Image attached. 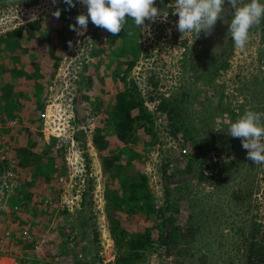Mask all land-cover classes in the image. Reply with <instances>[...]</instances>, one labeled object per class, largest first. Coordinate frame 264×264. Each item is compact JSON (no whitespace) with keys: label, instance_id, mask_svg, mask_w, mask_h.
Here are the masks:
<instances>
[{"label":"rangeland","instance_id":"374dc122","mask_svg":"<svg viewBox=\"0 0 264 264\" xmlns=\"http://www.w3.org/2000/svg\"><path fill=\"white\" fill-rule=\"evenodd\" d=\"M218 4L214 11L221 8L228 17H244L245 22L234 28L228 52L214 56L213 63V54L207 57V52L186 58L182 51L185 42L179 41L196 15L195 0H78L76 27L65 48L54 29L62 9L59 0H0V37L33 21L42 23V31L50 37L48 41L39 39L41 33L32 37L27 48L33 54L30 59L21 47L14 50L23 54L21 59L31 60L24 66L27 75L18 74L17 79L6 70L0 76V181L5 170L12 167L14 172L9 187L0 183V260L9 258L13 264H72L69 258L76 256V264H119V237L123 231L127 240L136 233L148 235L147 245L137 246L142 254L140 264H174L175 247L168 253V245L161 241V230L167 235L163 220L171 213L163 209L167 190L172 192V208L179 209L173 217L184 223L190 218L192 206L205 208L201 202L206 196L207 202L218 203L224 213L239 212L248 221L254 209L263 208L264 0H223ZM118 6L137 23V31L131 35V50L126 54L120 52L121 42H115V47L112 35L97 29L101 16L118 20ZM201 14L211 21L208 10ZM100 25L104 28L103 21ZM3 45L0 40V66L5 69L11 63L2 51ZM132 59L134 64L125 71V61ZM226 60V66L221 67ZM16 65L22 66V62L17 59ZM6 80L16 81L13 104L4 99ZM179 84L190 86V98L185 96L178 102L189 115L195 108L193 102L200 100L198 111L190 117L193 123L190 121L188 135L184 129L172 134L171 120L165 113L157 115L156 110L163 96L179 94ZM124 88H131L133 98L142 99L152 112L153 132L135 123L129 128L131 136H121L110 127L112 121L115 126L118 123L113 120L114 110L118 93ZM220 102L228 110L217 109ZM208 108L211 115L203 113ZM135 112L138 109L132 110ZM231 112L239 118L248 116L249 120L243 121L250 126L247 136L240 134L239 128L230 132V126L236 128L242 121L231 118ZM98 128L110 148L105 153L95 143ZM184 136L186 139H181ZM37 142V152L47 150L46 156L53 160L54 177L48 165L28 164L35 150L31 147ZM127 146L137 150L136 162L144 157L139 167L146 175L151 205L148 211L132 215L117 206L109 209L107 192L114 191L109 194L115 202L118 190L124 202L127 190L119 188L105 170L102 158V154H115ZM179 146H187L188 152L178 150ZM238 152L246 153L243 163L228 170L227 164ZM70 156L75 161L73 167L77 163L82 168L77 185L84 191V198L75 225L65 232L62 227L48 225L56 213L43 200L47 194L57 196L61 191L57 178L68 172ZM187 166L190 171H186ZM180 167L185 171L173 178L177 182L165 177V173ZM133 202L138 203L130 202L135 210ZM249 207L252 209L246 212ZM60 216L64 218L65 214ZM102 222L106 231L100 228ZM209 237L208 229L196 236V253L207 250ZM126 239L123 252L129 246ZM81 248L85 251L82 258L78 257Z\"/></svg>","mask_w":264,"mask_h":264},{"label":"trees","instance_id":"16d2710c","mask_svg":"<svg viewBox=\"0 0 264 264\" xmlns=\"http://www.w3.org/2000/svg\"><path fill=\"white\" fill-rule=\"evenodd\" d=\"M32 1L34 2L35 0ZM59 1L62 9L60 14H58L55 18L56 21L54 29L57 34L58 42L62 47L65 48L68 46V43L70 42L76 27L75 16L77 13L78 0ZM121 4H125V6L127 5L126 2H121ZM115 12L117 13L116 15L118 20H113L110 18L106 19L102 18L101 16L99 17V20H97V29L99 31L105 29V31L110 33L112 35L115 47H117L115 42H121L120 52L121 54H126L131 50V35L137 31V23L134 19L129 18L126 12L120 9L119 6ZM102 21L104 28H102L100 25ZM42 27V23L39 21H33L28 24L27 27L22 26L16 30L9 31L6 34V37H0L2 44H4L2 51L10 58L11 63V66L9 65L10 68L4 69L2 66H0V76L3 75L2 72L6 70L12 71L17 79L18 74H26L27 70L24 66L31 60L21 59L23 58V54H16L14 53V50L17 47H21L24 52H26L25 55H28L30 59V55L33 54L28 53L27 48L32 37L39 36L41 33L39 36L40 40H50L49 34H46L45 31H42ZM17 59L18 61L22 62V66L16 65ZM125 62L126 65L124 70L128 71L134 64V59L126 60ZM225 62L226 63L220 66H226L227 60ZM216 69L218 72L220 67H217ZM15 82L9 80L4 82V99L11 101L12 104L14 100L13 96L15 95L14 93L17 91ZM132 86L135 87V84ZM178 88L179 94L171 93L170 95L163 96L161 103L156 107L157 115H159L160 112L165 113L171 120L169 128L170 132L174 135L178 133L177 131L179 129H184L185 134L189 132L190 128L192 127V124H190V121H192L190 120V117L194 111H198L197 105L200 104L199 99L193 102L195 108L189 115V112L183 109L178 102L184 100L185 96L190 98V86L188 84H181ZM195 94L198 95L199 93L195 92ZM134 96L135 95L133 94L131 88L122 89L119 91L117 96L113 120L118 121L119 124L117 123L115 126L113 125L115 122L112 121L110 127L113 126V128L117 130L121 136H131L132 133L129 132V128L133 127L135 123L143 124L149 132H153L154 121L152 112L144 104L142 99L136 100L133 98ZM183 103L181 104L183 105ZM220 104L216 106L217 109L218 107H220L221 110H226L228 108V106L223 105L222 102H220ZM133 109H138V112L133 114ZM204 111L205 112H202L211 115L210 108L204 109ZM240 113L242 114V112ZM230 117L233 119L242 120L240 125L237 123L236 128L235 126H230V132L234 129L236 131L239 128L240 134L243 132V135L247 136L248 131L250 132V126L246 124V127L243 121L246 123V120H249L248 116H240L239 118L236 112H231ZM186 136L182 137L181 139H186ZM228 139L229 134L225 135L224 142L228 143ZM95 143L100 149L101 153L110 151V148L108 147V141L105 140V136L101 133V128L96 130ZM36 147L39 148L38 142L33 144L31 148L35 149ZM48 153L49 152L47 150L43 152V154H39L37 150H33V153H31V155L28 157V160L29 162H35L36 164L48 165V168L50 172L53 173L52 176L54 177L56 172L52 166L53 160L46 156ZM129 153L130 156L126 159V155ZM136 154L137 150L131 146L124 147L115 154H102L105 170L111 174L113 177L112 179L119 183V188L124 187L125 190H127L124 202L123 198L120 196L121 194L118 193V190L115 195V202L112 201V197L109 194L114 193V191L109 190L107 192L106 196L107 199H109V209H113L112 207L117 206V209L122 208L129 215H132V213L146 212L151 208L149 197L150 192L148 191L149 189L146 175L140 169L141 164L143 165L144 163V157L141 156V161L138 163L136 162L137 159L134 158ZM237 154V157L227 164L228 170L231 167L239 166V163H243L246 153L238 152ZM190 169L191 168L187 166L186 171H190ZM182 171L185 170H182L180 167L176 172L165 173V177L173 183L177 182L175 181L176 179L174 180L173 178ZM171 193V190H167V201L163 209L168 212L170 211L171 213L169 218L163 220L166 226L167 235L165 236L163 230H161V241L163 244L165 243L168 245V253H171L170 251H172V249L175 247V256H173L175 261L174 264H264V206L263 208H257L256 210L254 209L252 211L250 221H248V218L244 214L243 218L239 212L233 213L230 210H227V213H224L223 207H221L218 203L207 202L206 196L205 200L201 202L202 205H205V208L198 209L192 206L190 210V218L184 223L178 221L176 216L173 217L176 210L179 211V209L177 206H175L176 209L172 208V203L169 199ZM244 196L245 194L242 195V198H244ZM142 197H145L146 200H140ZM132 201H137L138 203L137 205L135 202H133V207L135 210L131 209L130 202ZM251 209L252 208L249 207L245 211L248 212V210L250 211ZM204 229H208L210 233V237L208 241H206L207 250H202L196 253L194 251V241L197 235H202ZM187 230L189 231L188 233H186ZM126 234V232L123 233V231H121L119 237L121 241L119 243L121 249L118 257L119 264H140L142 254L138 250L137 246L145 247L147 245L145 238H148V235L136 233L130 235L128 238L129 240H127L125 237ZM124 239H126L129 244L128 250L126 252L122 251Z\"/></svg>","mask_w":264,"mask_h":264},{"label":"flooded vegetation","instance_id":"af4514ba","mask_svg":"<svg viewBox=\"0 0 264 264\" xmlns=\"http://www.w3.org/2000/svg\"><path fill=\"white\" fill-rule=\"evenodd\" d=\"M202 1L203 0H195L194 8L197 9V12L195 11L194 13H196V15L192 19L193 22L189 24V28L180 35L179 41L185 42L182 51L186 53V58L190 59L194 53L203 54V52H207L204 55L209 57L212 53L213 62L215 61L214 56H223L228 52L227 46L230 43L231 34L235 33L234 28L243 26L245 18L236 19L235 16L230 15L228 17L226 13L222 12L221 8L214 11V7L219 6L218 2L221 3L223 0H204L203 4ZM232 2L229 5H231ZM207 10L210 12V16H212L211 21H208L203 17V14H201ZM214 16L217 19H214ZM200 17H203V23Z\"/></svg>","mask_w":264,"mask_h":264},{"label":"built area","instance_id":"2783aa9c","mask_svg":"<svg viewBox=\"0 0 264 264\" xmlns=\"http://www.w3.org/2000/svg\"><path fill=\"white\" fill-rule=\"evenodd\" d=\"M13 123H16V121L14 120ZM179 147L180 148L178 150H181L184 153L188 152L187 146L185 147L179 146ZM214 156L216 159H219V157L216 154ZM70 159H71V156H70ZM73 162L75 161L71 159L68 172L66 174L59 175L57 178L60 184V187H61V191L59 192V194L57 196H54L51 193H49L47 194V196H45L43 200V203L49 208L52 206L53 210L56 213L51 221V225L53 227L59 228L58 222H59V219L62 218L60 215L65 214V217L62 218L63 220L62 230H64L65 232L70 231V229L75 225V217L80 212L78 210L79 209L81 210L83 207V198H84L83 192L84 191L79 190V186L77 185V179H80V177L82 176L81 175L82 168H80L79 166L78 168L77 163H75V166L73 167ZM206 172L208 171L206 170ZM13 176H14V172L12 171V167L2 172L1 181H0L2 186L6 188L9 187ZM204 183L207 184L208 187H212V184L208 182H204ZM75 188H78V189H75ZM96 195H99V198L102 197V193L101 194L96 193ZM160 205H161V202H158L157 206H160ZM98 206L100 205L98 204ZM100 228H102V230L104 231L107 230V226L104 222H102ZM72 237L74 236L72 235ZM42 241L44 242L45 238H42ZM81 249L82 250H79L78 252V257L80 258H82L85 254V251L83 250V248ZM74 257L76 258V256H73V258ZM73 258L70 257L69 259L72 264H76ZM0 264H13V263L11 261L9 262L0 261Z\"/></svg>","mask_w":264,"mask_h":264},{"label":"crops","instance_id":"0c3cea01","mask_svg":"<svg viewBox=\"0 0 264 264\" xmlns=\"http://www.w3.org/2000/svg\"><path fill=\"white\" fill-rule=\"evenodd\" d=\"M28 148H29V146H27ZM35 150H37L38 151V148L36 147L35 148ZM28 164H30V162H28ZM31 165V164H30ZM103 195V197H104V194H102ZM107 197V196H106ZM45 198V197H44ZM105 198V197H104ZM63 220H62V218H60L59 219V228H61V227H63V222H62ZM50 223H51V220L49 219L48 220V225H50ZM0 261H3V262H9V261H12V260H10L9 258H3V259H1ZM13 262V261H12Z\"/></svg>","mask_w":264,"mask_h":264}]
</instances>
